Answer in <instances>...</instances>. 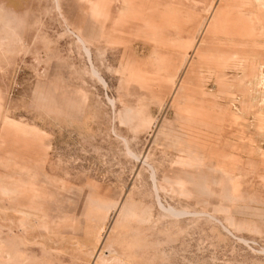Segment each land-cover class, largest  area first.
<instances>
[{"label": "rangeland", "instance_id": "1", "mask_svg": "<svg viewBox=\"0 0 264 264\" xmlns=\"http://www.w3.org/2000/svg\"><path fill=\"white\" fill-rule=\"evenodd\" d=\"M0 264H264V0H0Z\"/></svg>", "mask_w": 264, "mask_h": 264}]
</instances>
